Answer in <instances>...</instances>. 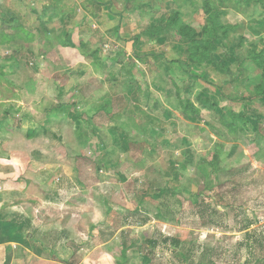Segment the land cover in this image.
Returning <instances> with one entry per match:
<instances>
[{"label":"rangeland","instance_id":"1","mask_svg":"<svg viewBox=\"0 0 264 264\" xmlns=\"http://www.w3.org/2000/svg\"><path fill=\"white\" fill-rule=\"evenodd\" d=\"M263 1L0 0V180L115 228L75 260L264 264Z\"/></svg>","mask_w":264,"mask_h":264},{"label":"crops","instance_id":"2","mask_svg":"<svg viewBox=\"0 0 264 264\" xmlns=\"http://www.w3.org/2000/svg\"><path fill=\"white\" fill-rule=\"evenodd\" d=\"M0 169L2 174L9 167L2 166ZM37 174L38 178L43 176L41 171H37ZM27 181L0 180V264H86V258L75 260L73 253L78 252L77 247L83 249L92 244L93 249L99 250L111 239H115L116 230L110 228L107 223L97 224L96 228L90 231L88 222L82 227H71L70 222H67L69 217L66 212L63 217L50 211L42 213L41 206H35L38 202L35 196L29 194ZM44 182L47 183L48 180ZM51 185L49 181L48 186ZM48 201L51 202L53 199L49 198ZM113 205L115 209L118 208L117 205ZM133 213L134 211L126 213L114 211L111 215L125 221L130 219ZM83 217V213L77 215L78 220H82ZM63 220H66L67 225ZM61 251L65 253L63 256ZM125 264H131V261L127 260Z\"/></svg>","mask_w":264,"mask_h":264},{"label":"trees","instance_id":"3","mask_svg":"<svg viewBox=\"0 0 264 264\" xmlns=\"http://www.w3.org/2000/svg\"><path fill=\"white\" fill-rule=\"evenodd\" d=\"M264 2V1H263ZM261 96H264V94H262ZM166 241H168L169 243H173V244H176L178 242V240H175V238L173 237H170V236H167L165 238Z\"/></svg>","mask_w":264,"mask_h":264}]
</instances>
